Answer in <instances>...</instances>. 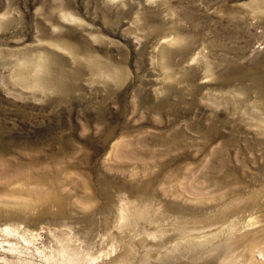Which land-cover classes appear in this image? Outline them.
<instances>
[{
    "label": "rangeland",
    "instance_id": "374dc122",
    "mask_svg": "<svg viewBox=\"0 0 264 264\" xmlns=\"http://www.w3.org/2000/svg\"><path fill=\"white\" fill-rule=\"evenodd\" d=\"M221 262L264 264V0H0V264Z\"/></svg>",
    "mask_w": 264,
    "mask_h": 264
},
{
    "label": "bare ground",
    "instance_id": "6f19581e",
    "mask_svg": "<svg viewBox=\"0 0 264 264\" xmlns=\"http://www.w3.org/2000/svg\"><path fill=\"white\" fill-rule=\"evenodd\" d=\"M163 39H164V38H163ZM166 42H170V40H169V39H164V40L162 41V43H166ZM22 81H23V80H22ZM188 241H189V240H188ZM192 243H193V242H192ZM196 243H197V242H195L194 244H196ZM176 244H177V243H176ZM180 244H181V243H180ZM178 245H179V244H178ZM220 245H221V243H220ZM180 246H181V245H180ZM184 246H185V245H184ZM184 246H183V247H184ZM193 246H194V245H193ZM196 246H197V245H196ZM187 247H188V246H187ZM194 247H195V246H194ZM197 247H198V246H197ZM222 247H223L222 245L219 246L220 249L217 250L216 254H218L219 251L224 250V248H226V247H224V248H222ZM227 247H228V245H227ZM170 248H171V247H170ZM177 248H179V247L176 246V247L173 248V249H177ZM190 248H191V247H190ZM195 248H196V247H195ZM211 248H213V247H211ZM230 248H231V247H230ZM171 249H172V248H171ZM208 249H209V248H208ZM231 249H232V248H231ZM186 250H188V249L184 247V250L182 251V253H183V252H186ZM190 250H191V249H190ZM195 250H196V249H195ZM169 251H170V250H169ZM172 251H173V250H172ZM177 252H178V251H177ZM177 252H175V253H177ZM190 252H191V251H190ZM190 252H189V253H190ZM194 252H195V251H194ZM210 252H211V250H210ZM164 253H165V252H164ZM195 253H196V252H195ZM219 253H220V252H219ZM221 253H222V252H221ZM173 254H174V253H173ZM173 254H171V255H173ZM185 254H186V253H185ZM213 254H214V253H213ZM165 255H167V253H166ZM175 255H179V252H178L177 254H175ZM222 255H223V254H222ZM226 255H227V253H226ZM229 255H230V252H229ZM188 256H189V255H188ZM188 256H187V258H189ZM215 256H217V255H215ZM231 256H232V255H231ZM165 257H166V256H165ZM191 257H192V256H191ZM219 257H221V256H219ZM225 257H226V256H225ZM162 258H163V257H162ZM162 258H160V260H161ZM166 258H167V257H166ZM175 258H176V257H175ZM216 258H217V257H216ZM223 258H224V257H223ZM229 258H230V256H229ZM164 259H165V258H164ZM226 259H227V258H226ZM228 260H229V259H228ZM230 260H232V259H230ZM164 261H165V260H164ZM167 261H168V260H167ZM226 261H227V260H226ZM221 263H223V262H221ZM231 263H232V262H231ZM231 263H230V264H231ZM162 264H163V263H162ZM223 264H224V263H223ZM226 264H228V263L226 262Z\"/></svg>",
    "mask_w": 264,
    "mask_h": 264
}]
</instances>
